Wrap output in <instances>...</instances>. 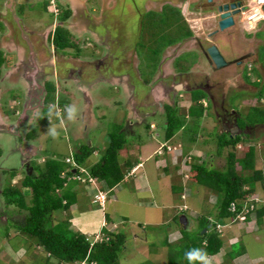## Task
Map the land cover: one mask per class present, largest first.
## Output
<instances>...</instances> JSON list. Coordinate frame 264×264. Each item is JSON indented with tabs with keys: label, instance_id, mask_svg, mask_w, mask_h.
<instances>
[{
	"label": "rangeland",
	"instance_id": "obj_1",
	"mask_svg": "<svg viewBox=\"0 0 264 264\" xmlns=\"http://www.w3.org/2000/svg\"><path fill=\"white\" fill-rule=\"evenodd\" d=\"M81 1L85 3L86 7L84 9L82 8ZM137 1H136V4L140 6V9L144 8V4L142 3L143 0H137ZM166 1H170V0H159V3L157 4V6L160 7V5L162 6L163 4H166V3L169 4V2H166ZM188 1H189V5L191 8L194 2L198 0H188ZM40 2L42 3V1L40 0H0V21L2 22V25H3V21L8 19L7 14L9 13L8 11H10L12 13H15L18 16L17 19H19V21L22 20L24 27H26L27 29L33 30L31 31L32 34H29V33L27 34L28 39L31 42V49L30 48L28 49L27 47L24 49V52L28 53L29 52L28 50L30 51L34 50L35 52H37L39 50L38 52L39 57H40V58L38 57L39 62L44 60V57L47 60V54H45V49L43 48L46 43V39L44 38V36L46 33L47 25L48 24L50 25L51 23H54V24L59 23L58 18L53 19L52 15L50 16V18L47 16L48 14L47 10H41L42 5L40 4ZM61 2L62 4L70 5V7L72 8L71 10L72 14L75 13L73 16H70L69 22L70 20L75 19L76 23H73V24L71 23V25L69 22L62 24V25L67 26L68 31L69 30L72 31L71 36H69V39L74 44L78 43L79 38L74 37L72 33L75 32L77 27L85 28V27H89V24L92 26H96V28L100 31L99 33H101L103 39H107L113 42L116 40L113 38H116L120 34L121 35L125 34L126 23L124 22L125 20H127L128 16L134 17L136 15V5L134 3L130 4V8L132 12L125 11V9L128 7V4H127L128 0H116V1L111 0V2L108 5V8H106V5L103 3L104 2L103 0H61ZM111 5H112V8H111ZM56 6L58 5L56 4L55 7ZM48 7L50 11H53V7L51 3H49ZM114 8H116V13L118 15V18L121 17V22L119 20L118 22L114 21L115 16L111 12V10H113ZM151 8L153 7L148 6L146 9L149 10ZM61 9H64V7L61 6ZM168 9H170V7L164 5V10L161 12L153 11L152 13L147 14L146 12L143 11V13L140 16L139 21L140 23H143V28L139 27L140 32L136 34L135 44L137 47L136 48L138 52L137 54L141 56L140 60H142L139 66L141 69L140 70L141 72L145 71L144 61L145 62L151 61L149 63L151 70L155 68L154 61L156 60L155 56L157 55L156 49L158 45L163 41V39L164 41L166 39L164 38V36L163 38H160L159 36L154 39H151L152 38L151 27L152 26L154 27L153 23H159L160 25H163L167 28H172L171 36L172 38H174V40L177 39L180 35L185 34L184 23H178V21L176 22V18H174V16L170 17L169 15H167L166 17V12L168 11ZM206 13H209V12H206ZM87 15L89 19L86 18ZM4 16H6V19H3ZM185 16L190 20V26L193 24L191 27L197 30L196 28L197 23H202V21L197 22L198 20L196 19V17L199 15L196 16L195 14L194 16V14L185 13ZM143 17L144 19L147 17L151 19V22H149V23H152V26L150 27V29L147 28L146 26L148 23H144L142 21ZM164 21L165 23H163ZM204 22L205 20H203V23ZM214 22L215 20H213L212 17H208L207 23H204L203 25L204 28L206 27L205 30L212 29L216 24ZM261 22L256 23L258 24L257 29L259 30L260 33L259 32L257 33L258 31L257 30L255 35L252 36L253 32H249V33L244 32L246 36L248 37H244L243 35H240L237 33L238 36L236 39L238 42V46H243V47L246 46L245 48L246 50L242 47H241L242 48L241 50L251 52L250 54L247 55V59L243 63L244 66L246 65L249 66L250 64L252 63L255 64L256 62L258 65V68L254 67L253 70L254 71L259 70V72L262 75V77L255 78V75L257 73L255 74L250 73L248 74V78H246V76L244 75L246 73V70L242 69L243 71H242V74L240 75L241 80L244 83H247V85H249L250 87L245 86L244 84L239 82L240 76L237 77V79H239L238 83L236 85L231 84L230 86V89L226 95L227 98L224 101V105L226 106L227 104L226 106L227 113H230L232 109L236 110L237 121L239 125L242 124L241 122H243L244 124L247 123V116L250 113L251 104L252 103H254L255 105L258 104L257 102L255 103L254 96L259 91L263 93L260 99L261 100L260 107L264 108V70L261 69V68H264V49L262 48L264 46V23H261ZM3 28H4V25H3ZM34 29H39L37 30V32L39 33L40 31H42L43 34L41 36L36 35ZM143 32H144V35H143ZM196 33L199 34L198 31H196ZM85 34H88V33H85ZM130 36L131 34H129L128 38ZM32 41H33V44H32ZM123 43L130 44V41H123ZM7 45L11 46L7 44L5 41L0 42V49L2 50V52H4L3 49L6 50L5 47H7ZM119 47H120V44H117L114 47V51H113L114 55L118 54L117 51L119 50ZM42 48L43 50H41ZM100 48L101 47H98V49ZM11 49L14 50V48H11ZM16 50L17 49H15L14 51ZM84 50L86 49L83 48V51ZM6 52L8 53L9 51L6 50ZM82 54H83V57H85L87 61H90L91 58L97 57V55H95L96 53L93 54L92 52L88 50L84 51ZM41 55H44V56H41ZM102 56H105V54L98 55V58H101ZM195 57H196V53L194 54L185 53L181 55L180 58H183L185 60H187L188 58L189 61L192 62L194 61ZM6 58H8V55L6 56ZM169 61L170 60L166 58L161 63V68H163V70L165 71L162 77H165L166 73L168 72L170 76L173 75V71L170 69L171 66L169 65ZM127 62L131 63L132 61H127ZM65 63L69 64L68 62H65ZM62 64L63 62H61L60 67H63ZM114 64L115 63L113 62L112 65ZM89 65H92V64H89ZM89 65L87 66L88 68H86V70L89 69L95 75L96 71L94 70V68L96 66L92 65L93 67L91 68ZM121 66L124 67L125 63L121 62ZM2 67L4 69L3 64H1L0 66L1 71H2L1 69ZM193 67H196L198 71V69L202 66H201V63H199V65L196 64V65H193ZM129 70H131V68H129ZM233 70H236V69L233 68ZM88 74H90V72ZM218 75L219 74L217 73V76ZM189 76H191V74ZM201 76L202 75L199 74V78H200L199 81L203 80V77ZM256 79H258L257 80L258 83H256L257 82ZM5 82L6 81L4 80L1 85L6 86L7 84L5 85ZM240 86L241 88L238 89V87ZM97 87L98 88L94 89L93 91L94 100H96L95 101L96 106L91 108L90 111L92 110L91 112H93V116L97 119L98 122L93 118L95 121H93L94 123L88 131V138L90 139L89 142L91 143L90 146L94 145V147L96 146L97 149L94 148L95 151L90 156V158L87 159L86 162L89 164L92 161H96L99 157V154H97V152H99L100 154H103V152L109 145V142H110L109 135L112 132L122 133L123 139H125L126 141L124 146L119 151V160L124 162L125 160L128 159L129 155H135L137 153V152L135 153L133 149L135 148L134 144L138 143V139H139L137 133L131 134V135L130 133H127V131L129 132V128H127V131H126V127H124V125L118 120V119H121V120L124 119V114L127 110L126 107L124 106L125 90L124 91L122 90L124 86L121 89L119 87L117 88L113 87L112 84L107 85L106 83H100ZM155 87H156L155 89L158 91L160 87L159 83ZM232 88L236 90L231 91ZM195 91L197 90H194L193 92ZM14 93H15L14 90H12V91H9L8 94H4L6 96H4L3 98L4 102L2 103L3 105L2 109H4V112L8 114L7 116H9L10 119L15 118V115H13L8 108L9 103L13 100V97H14V95H11V94H14ZM140 93H138V99L140 98L139 96ZM69 94H70V100L73 99L74 96L71 97V91H69V93H67L66 96L68 97ZM191 94H192V91L186 92L185 97L191 98ZM195 94L199 95L198 92H195ZM153 95L155 97L158 94L153 93ZM122 97L124 99V102L123 100L120 101ZM57 98H59V103H60L59 105L63 112L64 108L61 105L62 103L60 99L65 98V96H63L62 94L57 97L55 96V99L58 101ZM50 102L52 104L55 103L53 98ZM82 102H83L82 99L80 101L78 100L77 105L78 104L81 105ZM181 102L182 104L184 103L183 100H180V103ZM228 103H229V106H228ZM130 104H133L131 100H130ZM68 108L70 109L71 106L68 105ZM182 108L183 109L181 110L179 109L177 113L180 114L182 112L183 114H186L187 112H186L185 106H183ZM48 109L49 111L47 110L43 111V114L47 115L48 122L51 123L52 121H54L55 123L49 126L44 122V119L39 118V115H38L37 120L40 123L36 124V126L35 125L33 126V123L32 125H29L30 128L33 126L30 131L31 133H33V135L35 134L40 135V137L32 140L33 143L39 140L38 143L40 142L42 145L41 153H38L37 155H35L32 160L33 163L37 166L39 165L38 163L41 162L40 159H43V160L47 159L48 157L47 154H50L52 152H55L60 157L68 154L67 147H70V145L67 144V141L64 136L71 135L72 137H79L78 129L76 128V126L72 125L71 129H73L74 131L72 133L67 134V131L65 130V128H68V125H64V122L69 121V119L67 118L68 116L70 117V112H68L69 110H66L67 112L62 113L61 115H56V111L59 110L58 107L55 110L54 107L49 106ZM207 111L209 113V109H207ZM76 114L73 112L71 115L75 116ZM130 114L131 116H133L132 112ZM209 118H210L209 116L207 117L205 116L201 119L199 127H197V130L195 133H198V135H203V138L200 137L194 143H191L188 140L189 138L188 136L191 135V133L193 132L192 128H189L187 132L184 134L182 131H178V132H182L181 139H183V140L179 139L176 141L177 146L179 145V141L182 143L181 144L182 148H180L179 151H182L184 149L188 151L190 150L186 155L187 157L186 170L190 168V162L192 160H196V163H201L202 161H204L205 166H207V163L208 164L210 163L209 161L210 153L209 152L212 153V150L214 149L213 145L215 142L213 141H215L217 138L216 137L217 126L215 125L216 126L215 127L213 121H209ZM30 120H33L32 117L30 118ZM152 120H155L156 123H160V124L163 123L164 121L163 114L161 115V117L160 116L155 117ZM68 123H71V122H68ZM152 124H150V129H153ZM244 124H243V127L246 128ZM70 125L71 124H69V126ZM212 128H214V130ZM239 129H241V127H239ZM218 131L220 130L218 129ZM151 132H153L152 134H154V136H156L157 138L159 137L157 136L159 133H156V131L150 130L149 133ZM209 132H211V141H209V136H210ZM21 134H24V132ZM217 134L219 136H222L221 138H224V135L227 136L229 133L228 131H220ZM160 135H162V133H160ZM256 136L258 138H256L255 144H256L257 149L259 150L258 155H257V160H256V166L259 168H264V130L262 131L258 130ZM9 137H10L9 135H5L4 138L3 136L2 137L0 136V151H1L0 160L5 158V156L8 153L6 151L5 144ZM176 137L179 138V136H176ZM76 143H77L76 141H72V148L70 147L71 154L73 156H74L73 153L75 152L74 151L75 146L77 145ZM249 143L250 142L240 143V145L236 146L238 155H242L244 151H246ZM154 147L156 148L158 146L156 145ZM158 150L160 151L161 149H158ZM226 150L227 149H225V151ZM179 151L177 150V153H179ZM225 151L223 152V154H225ZM194 152H198L199 154L194 155ZM206 153H209V154L206 155ZM212 154L214 155V153ZM193 155L194 157H192ZM176 157L178 156H176L175 153L173 155H169L168 157H162L160 159L161 161L159 160L160 163L158 164H155V163L153 164L151 162L152 159H150L146 163H144L143 167H141L135 173V175L126 177V180L124 182L122 181V182L117 183L114 186V188L110 190V197L108 198V201H107L108 205L106 209L104 208L103 212L107 213L108 215L111 216V218L114 219V222H116L117 225H113V227H116V228L119 227V229L123 228L124 220L122 219L126 217V220H127L125 221L126 223L124 226V230L126 232L127 238L125 241V247H124L125 250L123 251V256H122L123 261L129 260L130 264H139V263L165 264L167 261L166 248L163 247L162 243L164 242V239H165L164 237H166V234H167L166 232L168 231V228L169 227L176 228L175 225L177 226L181 225L182 227L186 229L189 236H193V233L195 232V230H189L188 225L184 226L185 224L182 223L180 219H178V221L174 220L168 226L167 224L161 223L162 218L165 219L166 216H171L173 214L178 215L184 212L187 215L188 221L192 223L194 219V223H195L196 218L192 214V211L194 210L196 211L197 214L199 215L206 214V216L214 212L216 213L218 196L215 195L214 193L213 194L215 196L211 195L212 192L209 191V189L203 188L205 191V195L211 198L210 203L207 201L206 197L204 198L205 200L200 199L198 197L195 198V196L193 197L194 193L191 196H188L186 199L183 197L180 199L181 196L177 193L178 191H175L173 188L178 186L177 189H180L179 185H182V184H179V183H182V177H184L186 170L184 171V169H182L183 167L179 164H177L176 169L172 170L171 166L177 163ZM223 162H224V157L221 156V158L220 157L215 158L213 162H211L210 164L213 165L214 167H222ZM224 163L226 164V161ZM12 166L13 165L8 164L7 162L4 165V167L0 166V172L5 167L7 168V167H12ZM14 167L17 168L16 175L12 176L11 178H10L11 175L8 174L11 171V170L8 171L9 169L7 170L5 168L6 169V171L4 172L5 175H1L2 173H0V263L5 264L8 261H12L13 264L14 263L30 264L31 259H33L35 255L37 258H40L44 255V253L42 252V250H40L36 246H34L28 252L24 251L25 248L22 242L18 239L20 230L17 227L18 222L14 221V219L22 220L24 218L23 215H25L27 211L26 209L20 208L18 206H14L10 203L6 204L5 199L2 195V190L4 189V187L8 185H14L17 188H20L22 192L24 193V201L26 202V204L29 206L33 204V202L30 201V189L26 187H22V183H21V180L23 179V176L26 174V172L24 174L23 168H21L19 164L18 165L16 164ZM237 170H239L238 167H237ZM34 171H35V174L39 177L38 175L39 171L35 169ZM142 174L146 175L145 176L146 179L144 181L146 182V185H144V187H142V184H141ZM158 175L160 176V178L157 179ZM184 179L187 182V178H184ZM169 184H172L173 188L169 187L170 186ZM77 186H78V189L74 188V189H77V203L74 204L75 206L74 208H76L77 211L79 212L81 210L89 209L93 207V205H96V204L90 203L91 201L90 199L94 198L95 193L92 192L90 189H87V186H85L82 183L77 184ZM208 191H209V194H208ZM107 194L109 195V192ZM263 194H264V191H261L258 194L253 195L252 197L257 198L258 200L261 198ZM250 198L251 197H249L246 200L247 204H253L254 201H257L255 198L254 199L252 198L251 200ZM104 199H105V195L102 194V195L97 196L95 201H97L96 202L97 204H100V203L102 204L104 202ZM192 201H193L194 206L190 207L189 204ZM172 203L174 204V206L171 205ZM183 204L188 205V208L190 210L189 209L183 210V208H185L184 207L185 205ZM71 208L72 207H69L70 210L66 212L61 211V210L55 212V218L56 219L66 218L70 222V228L86 233L90 240L97 239L102 230V228L99 227L101 216H103V214H101L102 211H99V214L98 213L96 214L95 222H89L88 218L84 216L85 213L84 214L80 213L78 215V218L75 219V214L73 211H71L72 210ZM70 211H71V214L69 213ZM157 216H159V221L153 225V223L157 220ZM199 222H200V219H199ZM103 223L107 225L108 228H110L109 226L110 224L107 223L106 220ZM232 223H235V224L243 223L242 225H246L244 224V221L240 220L239 218H237V220H235ZM258 228L260 230H256L255 233H251L250 236H247L245 238L246 243H247V248H246V250L248 251L247 254L250 257H252V264H253V261L255 260H257L255 264H264L263 261L260 259L264 255V229L261 230L262 227L260 223H259ZM222 229L225 230V228H221L219 230H222ZM4 230L10 234V237H12V240H9L10 242L7 241L6 236L3 235L2 232ZM145 235L146 237H144ZM134 236H138L139 238H142V240L146 238L147 242L141 241L138 238H135ZM179 243L180 242L174 245H179ZM225 262L226 260L224 261V263L220 262L218 264H225Z\"/></svg>",
	"mask_w": 264,
	"mask_h": 264
},
{
	"label": "flooded vegetation",
	"instance_id": "obj_2",
	"mask_svg": "<svg viewBox=\"0 0 264 264\" xmlns=\"http://www.w3.org/2000/svg\"><path fill=\"white\" fill-rule=\"evenodd\" d=\"M40 1H42V3L40 2V4L42 5L41 10H47V16L50 18V16L52 15L53 19L58 18L59 23H68L70 16H73L75 14H72V8L70 7V5L62 4L63 1L61 2V0ZM103 1L108 2L105 4L106 8H108L111 0ZM136 1L128 0V7L125 9V11H131L130 4L134 3L136 5V18L135 16H128L127 20H125L124 22L126 23L125 34L120 39L119 36H121V34L116 38H113L116 39L113 42L107 39H103L101 33H99L100 31L96 28V26H92L90 24L89 27L85 28L77 27L72 35L76 38H79V41L78 43L73 44V46L60 48L59 46L48 40L46 43L44 42L47 46V48L45 49L47 60L44 57V60L39 62L40 69H38L37 72L35 69V63L30 62V56H34L35 51L28 50V53L24 52V49L27 47L28 49H31V42L29 41L27 34H32L31 31L33 30L24 27L22 20L19 21V19H17L18 16L15 13L8 11V19H6V16H4L3 19H6L3 21L4 28L0 31V42L5 41L7 44L11 45H7V47L4 46L6 50L9 51L8 53L5 49H3L4 52H2L5 57L3 58L2 62V64L4 65V69L2 67V71L0 73V136H3L4 138L5 135H9L10 137L5 144L6 151L8 153L5 158L0 160L1 167H4V165L8 162V164L13 166L7 168L5 167L7 170L14 168L16 164H19L21 168L27 169L28 166L26 165V163H30L35 155L41 153L42 145L40 142L38 143L39 140L37 142H34L37 145L32 141L40 137V135H33V133H31L30 131L34 125L36 126V124L39 123V121H37L38 115L42 116L43 111H46L50 106L51 102L49 96L52 95V93H54L56 97L61 94L65 96L66 103L61 102V105L64 108L63 113L67 112L66 110H69L68 105L74 107L77 110V114L75 116H70L71 118L68 116L67 118L69 119V121H66V125H68L67 134L74 132L73 129H71L72 125L76 126V128L78 129L79 137H72L70 135V140L76 141L77 145H80L81 143H87L88 145H90L88 131L93 125V121H95L93 119V112H91L92 110L90 111V109L96 106V100H94L93 91L94 89L98 88L97 86L100 83L111 85L110 81L112 77L117 74L115 64L112 65V63L113 61L115 63L117 59L121 58V56L122 62L125 63V66L121 68L122 72L124 71L123 76L125 79L124 94L127 103L129 104L133 112L132 119H135V122L141 121L142 123L146 119L147 115H157V113L161 114V112H164V110L166 109V105L174 106L179 98V96L176 94L178 91L195 89L201 90L203 92V94H201V96L204 95V98H202V100L205 102V105L207 107H212V112L214 113L213 119L215 120L214 126L216 125L217 129H219L220 131H228L230 135H235L239 132V130L237 132V128H239L237 118H235V120L231 123L232 125L229 123L231 122L230 119L229 122H227V116H229L230 113L226 112L227 107H225L224 101L227 98L226 95L230 89L231 84L236 85L238 83L239 79H237V77L242 74V69L246 70L249 66L251 68H253L254 66L258 68L256 62L255 64L252 63L249 66L245 64L246 66H244L243 63L247 59V55L251 52L245 51L246 46H238V42L236 39L238 36L237 33L243 35L244 37H248L244 32H253L252 36L255 35L257 31V25L255 29L248 30L250 23L246 21L244 22L241 19H237L234 25L224 30H218L216 24L210 30H205L206 27L204 28L203 24L197 26V30H195L191 27L193 24L190 26V22L188 20L184 23L185 34L180 35L175 40H171L170 38H172V28H167L164 26V28L161 29L160 26L163 25H160L159 23H153V27L152 23H149L151 22V19L148 17L144 19L143 17L142 21L144 23H148L146 25L147 28L150 29V27L152 26L151 39L159 36L160 38H163V35L167 36V38L165 39V41L163 39V41L158 45L156 49L157 55L155 56L156 60L154 61L155 68L151 70L149 66V63L151 61H144L145 71H143L140 76H138L136 69H139L142 60H140L141 56L137 54L138 52L136 50L137 47L135 45V40L136 34L140 32L139 27L143 28V23H140L139 21L140 16L143 11L147 14L152 13L153 11L155 12L159 8L157 6L159 0H143L142 3L144 4V8L142 9H140V6L136 4ZM183 1L184 0H172V4L176 8H178L181 13ZM49 3H51L53 11L49 10ZM241 3L242 6L245 5L244 0H242ZM247 3H249L248 0ZM56 4L58 6L55 7ZM212 4V0H205L200 4V6L202 10L210 12L214 7V5ZM146 5L153 8L147 10L146 8L148 6ZM61 6H63L64 9H61ZM195 8V5H193L191 8H187V10L192 12L195 11ZM65 11H68L67 16L65 19H61L60 16L64 14ZM111 12L115 16L114 21L118 22L119 20L121 22V17L118 18L116 8L111 10ZM240 17L241 14L239 11V13L237 14V18ZM86 18L89 19L88 15ZM69 23L71 25V23H76V21L75 19L70 20ZM53 27L54 23L47 25L46 33L44 36L45 39L46 36L48 39V36ZM61 27L67 29L66 25H61ZM37 30L39 29H36L35 34L41 36L43 34L42 31L38 33ZM196 31H198L199 34L196 33ZM258 32L259 30L257 31V33ZM129 34H131V36L128 38ZM84 37L87 40H85ZM123 41H130L131 48L128 53L126 51L128 44L123 43ZM117 44H120L119 50H115L118 54L114 55L113 53L110 55L108 51H114V47ZM211 45H215L217 47V50L221 54L226 64L221 66L215 65L211 54L208 51V48ZM98 47L101 48L98 49ZM241 47L245 50H241ZM11 48L17 50L14 51ZM83 48L92 52L93 54L96 53L95 55H97V57L91 58L90 61H87L82 54L84 51H86H83ZM41 50H43V48ZM38 52L39 50L35 53L39 55ZM185 53H196L194 61L191 62L188 58L187 60L180 58L181 55ZM101 54H105V56L98 58V55ZM7 55L8 58H6ZM166 58L170 60L169 65L171 66L170 69L173 71V75L170 76L169 72L167 71L168 73H166L165 77H162L165 71L163 70V68H161V63ZM127 61L132 62L128 63ZM61 62H63V67H60ZM65 62H68L69 64H66ZM176 63L178 64L176 65ZM199 63H201L202 67H200V70L198 69L197 71V68L193 67V65H199ZM87 64L96 66L94 68V70L96 71L95 75L89 69L86 70V68H88ZM119 64L121 66V63ZM92 65L89 66L92 68ZM120 66L117 67L118 72L121 71ZM129 68H131V70H129ZM233 68L236 70H233ZM30 72L33 74H31ZM89 72L90 74H88ZM217 73L219 74L218 76ZM190 74L191 76H189ZM199 74L202 75L201 77H203V80L199 81ZM36 76L38 78V82ZM4 80L6 81V86L1 85ZM140 81L142 83V90ZM239 82H241L245 86L247 85V83H244L241 80V76ZM158 83L162 88L159 87V90L156 91V93L158 94V96L162 93L165 94L164 102L156 99V96L154 97L153 95V93H155V86ZM238 88L240 89L241 86ZM12 90H14L15 93L11 94L14 95V97L11 96L13 97V100L9 103L8 108L10 112L15 115V118L10 119V117L7 116L8 114L4 112V109H2V103L4 102V96H6L4 94H8V92ZM167 90L172 91V94L170 93L169 97L166 96ZM232 90H234V88H232L231 91ZM69 91H71V97L74 96L71 100L70 94L68 95V97L66 96ZM138 93H140L139 99ZM57 99L59 100V98ZM81 99L83 100L82 104L77 105L78 100L80 101ZM130 100L133 104H130ZM31 117L33 120H30ZM32 123L33 126L30 128L29 125H32ZM146 123L148 122L146 121ZM69 124L71 125L69 126ZM224 125H226V128H224ZM124 127H126V131L127 128H129V131H131L132 127H130L129 123L124 125ZM23 132L24 134H21ZM127 133L129 132L127 131ZM5 168L1 170V175H5Z\"/></svg>",
	"mask_w": 264,
	"mask_h": 264
},
{
	"label": "trees",
	"instance_id": "obj_3",
	"mask_svg": "<svg viewBox=\"0 0 264 264\" xmlns=\"http://www.w3.org/2000/svg\"><path fill=\"white\" fill-rule=\"evenodd\" d=\"M67 13L68 11H65L60 18L65 19ZM167 15L170 17L174 16L176 22L179 20L181 22L183 21L180 12L175 8L172 9L170 7L166 12V17ZM163 23H165V21ZM160 28L162 29L164 26H160ZM2 29L3 25L0 21V31ZM163 36L167 38L165 35ZM170 39L174 40V38ZM54 43L60 48L73 46V43L69 40V35L61 27H56L54 31ZM262 48L264 49V46ZM2 62L3 54L0 50V66ZM177 64L178 63H176V65ZM261 69L264 70V68ZM253 72L255 73L254 70ZM256 73L257 78L262 77L258 70H256ZM195 92H198L199 95L195 94ZM195 92L192 91L191 94L192 103L185 108L186 114L182 112L180 114L177 113L179 109L181 110L183 108L180 107L178 109L177 106H175L176 104L174 106L166 105V109L163 113V123H156L155 126V131H160V133H162L161 137L157 138L152 134L153 132L149 133V123L143 125V129H145L144 136L147 135L159 140L157 142V146L161 149V151H158V153L161 154L159 157H168L167 153H170L173 148L176 152V156H178L176 157L177 162H180L183 158H186L189 152L186 149L179 151L180 148H182V143L180 141L179 145H176V141L182 138V132L184 134L189 128H192L193 132L188 136V140L194 143L200 137L203 138V135L195 133L203 117L209 116V121L215 123L212 107H207L202 102L204 95L201 96V94H203V92L201 90ZM262 95L263 93L260 91L255 95V103L257 102L258 104L255 105L252 103L250 108V113L252 114L249 113L247 116V123L244 124L241 121L242 124L239 125L238 123V127H241L239 133L235 135H224V138H221L222 136L217 134L219 133L217 129V138L213 141L215 143L212 153H214V156H225V167H214L210 164L211 152H209L210 163H207V166H205L204 161L196 163V160H192L190 162V169L187 175L188 183L190 185L196 184L203 186L218 196L216 211L217 220L221 217L224 218L223 221H232L237 213L242 210L243 203L249 197L264 191V168L256 166L259 150L255 144L256 138H258L256 136L257 131L264 130V108L260 107ZM49 97H51V101L53 96L50 95ZM61 102L66 103V99H61ZM52 107H54V105H52ZM48 108L47 111H49ZM207 109H209V113ZM40 117L44 119V122L49 126L55 123L54 121L51 123L48 122L46 114H42ZM243 124L246 128L243 127ZM212 129L214 130V128ZM209 135V141H211V132H209ZM176 136H179V138ZM166 140H168V144ZM109 141V145L103 154L97 152V154H99L98 159L89 164L86 161L93 154L95 147L87 143L76 145L78 147L75 146L74 156L71 154L74 162L71 159H66V157H69L68 154L60 157L55 152H52L47 154V159H40L41 162L38 163V166L35 165L33 161L27 164L29 169L24 170V174L25 172L26 174L23 176L21 183L22 187L30 189V201L33 202L30 206L24 201V193L20 188L14 185H8L2 190V195L6 204L10 203L27 210L22 220L14 219V221L18 222L17 227L20 230L18 239L22 242L25 248L24 251L28 252L36 246L44 253L40 258H37L35 255L33 259H31L30 264L130 263L129 260H126L125 263L122 261L127 238L124 226L127 220L123 221V228H118L117 230L110 231L108 227L103 226L98 238L90 240L86 233L70 228L68 219L55 218V212L60 210L66 212L70 210L69 207H75L74 204L77 203V184L82 183L87 186V189L92 187L95 188L94 191L90 189L95 193L94 198L90 199L93 202L100 193H110V190L123 180L125 172L129 171L131 167L129 160H125L124 162L119 160V151L126 141L123 139L122 133L116 132H112L109 135ZM240 142H250L242 155H238L236 150V144ZM225 149H227V152L223 155ZM177 150L179 153H177ZM74 164H76V167ZM122 165L128 169L125 171ZM237 167L239 170H237ZM34 169L39 171V177L35 174ZM10 170L8 174L11 175V178L15 174V171L14 168ZM100 182H102L109 191H105L103 186H98ZM177 187L178 186H176V188ZM176 188H174V190H176ZM179 188V190H181V185H179ZM232 203L234 204V208L230 209ZM253 212H255L258 220L264 216V195L253 202L252 209L246 212V220L249 219L250 214ZM104 216L108 223L109 221L113 222L108 214L105 213ZM178 219L179 216L175 214L173 216V221H178ZM209 223L210 221L208 218L203 217L200 220V227L195 230L193 236H189L186 229L181 225H175L176 228L174 227V230L179 232L180 236L173 241H168V229L166 237L163 236L165 239L162 243L163 246L168 245L166 246V263L200 264L199 260L190 261L188 255L196 251H199L202 255L207 254V256L217 253L222 246L219 231L217 229H211L201 233V229L206 227ZM167 225L169 226V224ZM4 231L2 233L6 236L7 241L12 240L10 234ZM178 242H180L179 245H174ZM233 251H235V249ZM234 254L235 252H228L231 258ZM5 264H13V262L8 261Z\"/></svg>",
	"mask_w": 264,
	"mask_h": 264
},
{
	"label": "crops",
	"instance_id": "obj_4",
	"mask_svg": "<svg viewBox=\"0 0 264 264\" xmlns=\"http://www.w3.org/2000/svg\"><path fill=\"white\" fill-rule=\"evenodd\" d=\"M72 2V1H71ZM82 2V1H81ZM175 2V1H174ZM200 2H202V0H198L197 1V3L195 2L194 4H196L195 5V10H201L200 9V7L198 6V5H200V4H198V3H200ZM204 2V1H203ZM87 3V2H86ZM104 4H106V3H108V2H103ZM82 4V8L84 9L86 6H85V3L84 2H82L81 3ZM186 5H187V1H184L183 2V4H182V10H184V11H186ZM204 15V14H203ZM195 16V15H194ZM197 16V15H196ZM209 17H212V19L213 20H215V12L212 10V11H210L209 12ZM204 18V16H202V15H199V16H197L196 17V19L198 20H196L197 22H199V21H202V19ZM193 20V19H192ZM215 22H216V20H215ZM214 22V23H215ZM178 23H183V22H180V21H178ZM260 23V22H259ZM261 23H264V22H261ZM201 24H203L204 25V23H197V26H199V25H201ZM35 31H36V29H34ZM130 48H131V45L130 44H128L127 45V53L130 51ZM141 69H140V67H139V69L137 68L136 69V71H137V74H138V76H140V74L142 73L141 71H140ZM124 72V71H123ZM123 72H122V69H121V71L120 72H118L117 71V74H115L113 77H112V79H111V81H110V84H112L113 85V87H119V88H121L122 89V87H123V91L125 90V79H124V76H123ZM121 79V80H120ZM140 79V78H139ZM233 85V84H232ZM140 86H141V90H142V83H141V81H140ZM246 86H249V85H246ZM250 87V86H249ZM140 88V87H139ZM239 89V88H238ZM137 90H139V89H137ZM195 89H189V90H187V91H178L176 94L179 96V98H178V100L176 101V105L175 106H177V108L179 109L180 107H183V106H185V108H187L191 103H192V100H191V98H186L185 97V93L186 92H189V91H194ZM234 90H236V89H234ZM156 89H154V92L156 93ZM140 92V91H139ZM170 93L172 94V91H170V90H167V92H166V96L167 97H169L170 96ZM132 94H134V93H132ZM255 97V96H254ZM124 98H125V102H124V99H123V97H122V99H120V101L121 100H123V102L125 103L124 104V106L126 107V112H125V114H124V119H118L119 120V122H121L122 124H124V125H126V124H128L129 123V125H130V127H132L131 128V131H129V133H130V135L131 134H135V133H137L138 134V137H139V139H138V143H135L134 144V146H135V148L133 149L134 151H135V155H129V157H128V159L127 160H129V163H130V165H131V167H130V170L129 171H126L128 168H125V166L124 165H122L123 166V169L126 171L125 172V174L126 175H124V178H123V182L126 180V177H128V176H132V175H135V173L141 168V167H143V165H144V163H146L148 160H150V159H152V163L154 164H158V163H160V159L162 158V157H159V156H161V154H159L158 153V149H159V147H154V146H156L157 145V142L159 141L157 138H154V137H149V136H147V135H145L144 136V131H145V129H143V125L144 124H146V121L149 123V125L150 124H152L153 125V129H150V127H149V131L150 130H154L155 131V126H156V121L155 120H152L153 118H155V117H161V115L164 113V112H162V114H157V115H147V117H146V119L141 123V121H138V122H135L136 120L135 119H132V116H131V112H132V110H131V108H130V106H129V104L127 103V100H126V97H125V95H124ZM156 99H158V100H160L161 102H164V100H165V94L164 93H162V94H159V96L157 95L156 97H155ZM128 99V98H127ZM180 100H183L184 101V103L182 104V102L180 103ZM115 103V102H114ZM101 104V103H100ZM252 105V104H251ZM226 106H227V104H226ZM225 106V107H226ZM228 106H229V103H228ZM133 113V112H132ZM228 117V120H227V122H229V119H230V121L231 122H229L230 124L235 120V118H237V114H236V110H231V112H230V115L229 116H227ZM94 119L97 121V119L94 117ZM98 122V121H97ZM232 125V124H231ZM230 125V126H231ZM229 127V126H228ZM238 130H239V128H237V132H238ZM156 133H159L157 136H159V137H161V135H160V131H156ZM239 133V132H238ZM154 135V134H153ZM166 142H167V144H168V140H166ZM241 143V142H240ZM240 143H237L236 144V146H238V145H240ZM68 145H70V147H71V145H72V142L70 141V142H68L67 143ZM90 145H91V143H89ZM153 144V145H152ZM93 145V144H92ZM100 145V144H99ZM98 145V146H99ZM94 146V145H93ZM70 147H67V152L70 150L69 148ZM95 149H96V147H95ZM95 151V150H94ZM161 151V150H160ZM190 151V150H189ZM158 154H157V153ZM226 152H227V150L225 151V154H226ZM172 153V154H171ZM176 154V152H175V150L172 148L171 149V152L170 153H167L168 155L167 156H169V155H173V154ZM157 154V155H156ZM199 153L198 152H194V155H198ZM209 153H206V155H208ZM225 154H223V155H225ZM211 156V162H213V160L215 159V158H217V157H220L221 158V156H214L213 154H211L210 155ZM193 157V156H192ZM225 157V156H224ZM158 160V161H157ZM160 160V161H159ZM157 161V162H156ZM226 160L224 159V162H225ZM180 162H181V164H180ZM180 162H177L175 165H173V166H171L172 167V170H174V169H176L177 168V164H179V165H181L183 168L182 169H184V171L186 170V166H187V159L186 158H183V160H181ZM223 162V165L222 166H224L225 167V163ZM185 164V165H184ZM157 167H158V165H157ZM190 169V168H189ZM189 169L188 170H186V173H185V175H184V177H182V183H179V184H182L181 185V190H179V189H177L176 187V190L175 191H178L177 193L179 194V193H181V194H179L181 197H180V199L183 197V198H187L188 196H191L193 193H194V195H193V197L195 196V198L196 197H198V198H200V199H203V200H205L204 198L206 197L207 198V201L210 203L211 202V198H209L207 195H205V191H204V187L203 186H199V185H196V184H192V185H190L188 182V179H187V182L185 181V179L184 178H187V175H188V172H189ZM160 172V171H159ZM146 175L145 174H142L141 175V184H142V187H144V185H146V182H144L145 181V179H146V177H145ZM158 178H160V176L158 175V177H157V179ZM173 178V177H172ZM171 179V178H170ZM121 181V182H122ZM102 182H100V183H98V186H103V188L105 189V191H109V189L107 188V187H105L104 186V184L102 183ZM170 186L169 187H172L173 185L172 184H169ZM187 186V187H186ZM173 188V187H172ZM91 190H94L95 188L94 187H92V188H90ZM174 189V188H173ZM100 193V192H99ZM201 193V194H200ZM100 194H104L105 195V200H104V202L101 204H97L96 203V201H91L90 203H93V204H96V205H93V207H91V208H89V209H86V210H81V211H77V209L76 208H74V207H72L71 209V211H73L74 212V214H75V219H77L78 218V215L80 214V213H82V214H84L85 213V217L86 218H88V221L89 222H95L96 221V219H95V217H96V214L98 213L99 214V211H102V213L101 214H103V216H101V221H100V228H102V226H105V227H107V225H105L103 222L106 220V218H105V216H104V208L106 209L107 208V205H108V198L110 197V193H109V195H107L106 194V192H103V193H100ZM208 194H209V191H208ZM211 195H214L213 193L211 194ZM215 196V195H214ZM192 197V198H193ZM139 202V201H138ZM214 204V203H213ZM172 206H174V204L172 203L171 204ZM183 205H185L184 207L185 208H183V210H186V209H189L188 208V205H186V204H183ZM190 207H193L194 205H193V201L192 202H190ZM181 207V206H180ZM97 210V211H96ZM190 210V209H189ZM71 211L69 212L70 214H71ZM178 213V212H177ZM107 214V213H106ZM182 214H184L186 217H187V215L183 212V213H181V214H178V216L180 217V215H182ZM192 214H193V216L196 218L195 219V223H194V219H193V221H192V223H190L189 221H188V219H187V224L186 225H188V228H189V230H196L197 228H199L200 227V222H199V219L201 220L203 217H207L208 218V220L210 221V223L206 226V227H204V228H202L201 229V233H203V232H205V231H207V230H211V229H215L214 228V223H218V224H220V229L221 228H225V230L224 229H222V230H220L219 231V236H220V238H221V240H222V246H221V248H220V250L217 252V253H215V254H212V255H208V258H209V260L211 261V264H218V263H220V262H223L224 263V261L226 260V262H225V264H252V257H250L248 254H247V250H246V248H247V243H246V240H245V238L247 237V236H250V234L251 233H255L256 232V230H260L259 228H258V226H259V223H260V225H261V230H263L264 229V216H262L261 218H260V220H258V218H257V216H256V214H255V212H253L251 215H250V218H249V220L248 221H244V224H246V225H242L243 223H241V224H235V223H232V222H234V221H223V219L224 218H219L218 220H217V218H216V213L214 212V213H211V214H208L207 216H206V214H203V215H199V214H197L196 213V211L194 210V211H192ZM173 216H174V214L173 215H171V216H166V218L165 219H163L162 218V220H161V223H164V224H170V223H172V221H173ZM192 216V215H191ZM109 217L111 218V216L109 215ZM72 218V217H71ZM112 220H113V222H110L109 221V226H110V228H108V230H110V231H113V230H117L119 227H113V225H117L116 224V222H114V219L113 218H111ZM123 220H126L125 219V217L123 218ZM197 220V221H196ZM159 221V216H157V220L153 223V225L154 224H156L157 222ZM107 222V221H106ZM108 223V222H107ZM106 223V224H107ZM227 225V226H226ZM112 227V228H111ZM169 229V231H168V241H173L174 239H176L177 237H179L180 236V234H179V232H176V230H174V227H173V229L172 228H168ZM203 229H205V230H203ZM94 233V232H93ZM135 238H138L139 240H141V241H146L147 239L146 238H144L143 240H142V238H139L138 236H134ZM144 237H146V235L144 236ZM147 242V241H146ZM242 242H244V243H242ZM163 247H165L166 248V246H163ZM235 249V251H233ZM230 251H232L233 253L235 252V254H234V256L231 258L229 255H228V252H230ZM258 257V256H257ZM262 261H263V263H264V255L262 256V258H260ZM123 261V260H122ZM257 260H255V261H253V264H255V262H256ZM126 261H124V263H125ZM126 264H130V263H126ZM200 264H202V262L200 261Z\"/></svg>",
	"mask_w": 264,
	"mask_h": 264
},
{
	"label": "clouds",
	"instance_id": "obj_5",
	"mask_svg": "<svg viewBox=\"0 0 264 264\" xmlns=\"http://www.w3.org/2000/svg\"><path fill=\"white\" fill-rule=\"evenodd\" d=\"M184 1H187V5H186V12H184V10H182V13H181V11L178 9V8H176L173 4H172V0H170L169 1V4H163L162 6H161V10H160V7L156 10V11H159V12H161L163 9H164V5H166V6H169V7H171L172 9L173 8H175V9H177L178 10V12H180V14H181V17H182V19H183V23H185V21H188L189 19L185 16V13H187V14H196V15H202V16H204V18L202 19V22H203V20H205V22L204 23H207V21H208V17H209V13H206V12H209V11H204V10H202V8H201V6L200 5H198L199 7H200V9L201 10H195V11H192V12H190L189 10H187V8H190V5H189V1L188 0H184ZM183 1V2H184ZM203 1H205V0H202V2ZM249 1V3H247V0H244V3H245V5L244 6H242V3H241V5H240V14H241V11L243 10V9H245V8H247V6L248 5H250V4H252L253 2H255V3H257V4H259V5H263V7H262V11H263V13H264V0H248ZM202 2H200V3H198V4H201ZM195 3V2H194ZM196 3H197V1H196ZM248 4V5H247ZM193 5H196V4H193ZM260 12V8L259 7H256L254 10H253V16L252 17H250L249 19H251V20H258V19H261V20H259L258 22H256V23H259V22H263V20H264V15H261V16H256L255 15V13H259ZM204 14V15H203ZM206 16V17H205ZM237 19H241L242 21H244L243 19H242V16L240 17V18H237ZM180 21V20H179ZM181 22V21H180ZM189 22H190V20H189ZM245 22V21H244ZM216 23V22H215ZM256 23H251V24H249V27H248V30H253V29H255V27H256V25H258V24H256ZM4 25V24H3ZM61 25H62V23H55L54 24V27H53V29L51 30V32H50V34H49V36H48V39H47V36H46V42H47V40L48 41H50V42H53L54 43V31H55V29H56V27H61ZM62 28V27H61ZM62 29H64L66 32H67V34L69 35V36H71V32L70 31H68V29H65V28H62ZM258 30V29H257ZM261 31V30H260ZM123 35H121V36H119V39L122 37ZM85 38V37H84ZM70 40V39H69ZM85 40H87L86 38H85ZM70 42H72L71 40H70ZM73 43V42H72ZM55 44V43H54ZM74 44V43H73ZM136 45V44H135ZM44 49H46L47 48V46H46V44H45V46L43 47ZM110 50V49H109ZM109 53H110V55L111 54H113V51H108ZM37 56H39L38 54H36L35 52H34V56L33 55H31L30 56V62H33V63H35V65H37V66H39V61H38V57ZM3 58H4V55H3ZM40 58V57H39ZM114 62V61H113ZM122 62V56H121V58H119V59H117L116 60V62H115V67H116V70L118 71V69H117V67H119L120 66V64L119 63H121ZM124 63V62H123ZM257 64V63H256ZM117 65V66H116ZM255 67V66H254ZM253 67V68H254ZM122 68V66H120V69ZM253 68H251L250 66L246 69V74H245V76H246V78H248V74H250V73H254L253 72ZM35 69H36V67H35ZM38 69H40L39 67H38ZM37 69V70H38ZM119 69V70H120ZM37 70H36V72H37ZM116 71V72H117ZM0 73H1V70H0ZM39 74V73H38ZM255 74V73H254ZM37 77V76H36ZM255 78H256V75H255ZM38 79V78H37ZM258 79H256V81H257ZM256 83H258V81L256 82ZM52 96H53V99H54V101H55V103L54 104H50V106L52 107V105H54V107H55V110H56V108L58 107V111H56V115H61L63 112H62V109H61V107H60V103H59V100L57 101L56 99H55V95H54V93H52ZM50 99H51V97H50ZM192 100V99H191ZM202 102H203V104L205 105V102L202 100ZM61 110V111H60ZM68 112H70V116H73V115H71L73 112L76 114L77 113V110L74 108V107H72L71 106V108L69 109V111ZM39 118H41L40 116H39ZM38 121V120H37ZM40 123V122H39ZM64 125H66V122H64ZM124 125V124H123ZM65 128V127H64ZM65 130L68 132V128H65ZM65 137V139H66V141H67V143L68 142H70L71 140H70V135H67V136H64ZM96 147V146H95ZM70 149V148H69ZM96 149H97V147H96ZM107 149V148H106ZM105 149V150H106ZM68 155H69V157H66V159H71L73 162H74V159H73V156L71 155V150H69L68 151ZM194 156V155H193ZM187 158V157H186ZM28 164V163H27ZM75 165V167H76V164H74ZM28 166V165H27ZM29 167V166H28ZM29 169V168H28ZM24 170H26V169H24L23 168V172H24ZM14 171H15V174L13 175V176H15L16 175V171H17V168L16 167H14ZM102 195V194H101ZM264 195V194H263ZM262 195V196H263ZM106 198V197H105ZM105 200V199H104ZM27 211V210H26ZM251 215V214H250ZM235 218V217H234ZM250 218V217H249ZM235 220H237V219H234V220H232V221H235ZM249 220V219H248ZM248 220H246V218H245V220L244 221H248ZM216 224L217 223H214V228L216 227ZM216 229V228H215ZM188 259L190 260V261H194V260H199V261H201L202 262V264H211V261L209 260V258H208V256H207V254H201L199 251H196V252H194V253H191V254H189L188 255Z\"/></svg>",
	"mask_w": 264,
	"mask_h": 264
},
{
	"label": "water",
	"instance_id": "obj_6",
	"mask_svg": "<svg viewBox=\"0 0 264 264\" xmlns=\"http://www.w3.org/2000/svg\"><path fill=\"white\" fill-rule=\"evenodd\" d=\"M212 1H213L212 5H214L212 10L215 12V20H216V26L218 30H224L234 25V23L237 20V14L240 11V5H241L242 0H236V1L234 0H212ZM208 51L210 52L215 65L221 66V65L226 64L215 45H211L208 48ZM35 67L37 70L39 66L35 65ZM37 82H38V79H37ZM224 128H226V125H224ZM179 219L182 223L185 224L184 226H186L187 217L184 214H182L180 215Z\"/></svg>",
	"mask_w": 264,
	"mask_h": 264
},
{
	"label": "built area",
	"instance_id": "obj_7",
	"mask_svg": "<svg viewBox=\"0 0 264 264\" xmlns=\"http://www.w3.org/2000/svg\"><path fill=\"white\" fill-rule=\"evenodd\" d=\"M256 7H259L260 8V12L259 13H255V15L256 16H261V15H264V13H263V11H262V7H263V5H259V4H257V3H255V2H253L252 4H250V5H248L247 6V8H245V9H243L242 10V12H241V16H242V19L244 20V21H246V22H248V23H256L257 21H259V20H261V19H258V20H251V19H249L250 17H252L253 16V10L256 8ZM101 195V194H100ZM253 197H251L250 198V200L252 199ZM255 198V197H254ZM253 198V199H254ZM256 200H257V198H255ZM252 207H253V204H247V202L245 201L244 203H243V205H242V210L239 212V213H237V215L235 216V218L234 219H237V218H239L240 220H245V218H246V212H249V210L250 209H252ZM234 208V204L232 203L231 204V208L230 209H233ZM233 219V220H234ZM220 227V224H216V229L218 230V231H220L219 228Z\"/></svg>",
	"mask_w": 264,
	"mask_h": 264
}]
</instances>
